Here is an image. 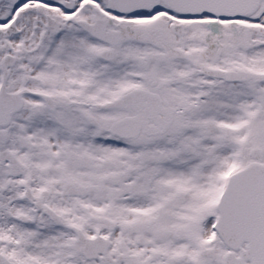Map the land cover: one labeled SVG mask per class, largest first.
I'll use <instances>...</instances> for the list:
<instances>
[{
    "label": "snow or ice",
    "instance_id": "1",
    "mask_svg": "<svg viewBox=\"0 0 264 264\" xmlns=\"http://www.w3.org/2000/svg\"><path fill=\"white\" fill-rule=\"evenodd\" d=\"M0 264H264V0H0Z\"/></svg>",
    "mask_w": 264,
    "mask_h": 264
}]
</instances>
